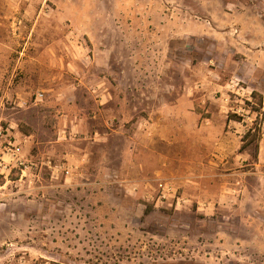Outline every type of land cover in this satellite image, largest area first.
<instances>
[{
    "label": "rangeland",
    "instance_id": "374dc122",
    "mask_svg": "<svg viewBox=\"0 0 264 264\" xmlns=\"http://www.w3.org/2000/svg\"><path fill=\"white\" fill-rule=\"evenodd\" d=\"M187 90L224 161L155 117ZM0 126L37 164L0 175V264H264V0H0Z\"/></svg>",
    "mask_w": 264,
    "mask_h": 264
},
{
    "label": "crops",
    "instance_id": "0c3cea01",
    "mask_svg": "<svg viewBox=\"0 0 264 264\" xmlns=\"http://www.w3.org/2000/svg\"><path fill=\"white\" fill-rule=\"evenodd\" d=\"M246 38V37H245ZM245 40V43H252V39ZM254 40V39H253ZM246 52L251 50V47L245 46ZM254 53V52H253ZM250 54V53H249ZM252 54V53H251ZM250 57V55H248ZM247 61H250L249 58H246ZM256 67V66H255ZM248 74V79L254 78V76ZM208 94H203L200 97L195 95L193 90H187L177 97V99L170 105H167L165 110H161L160 114H156L155 117H170L172 121L176 124L172 127L170 132V140L172 143H183L187 141L188 143H202L209 144L213 146L215 151H219V154L214 153V155L224 161L225 158L222 157V152H226L228 148H234L238 145V142H241L242 135L238 129L230 130L232 128L231 124L228 125V122L231 123V120H228L229 116H224L223 121L218 120L222 115L216 107L209 108L206 110V113H209V116L203 117L200 123L198 121L202 118L203 113L199 111V106L207 103ZM187 120L191 124H187ZM192 122H197L196 124ZM156 124V123H154ZM154 134L162 135V131L159 130L157 125L154 126ZM116 130V129H113ZM129 144L130 135H125ZM233 145V146H232ZM223 150V151H222ZM69 158V154L67 153ZM212 163L215 158L212 156ZM206 163L207 161H203ZM196 162H194L195 164ZM195 173V172H194ZM4 186H2L3 188Z\"/></svg>",
    "mask_w": 264,
    "mask_h": 264
},
{
    "label": "built area",
    "instance_id": "2783aa9c",
    "mask_svg": "<svg viewBox=\"0 0 264 264\" xmlns=\"http://www.w3.org/2000/svg\"><path fill=\"white\" fill-rule=\"evenodd\" d=\"M44 97L43 93H38L36 95V101L42 100ZM26 160H24V156L22 155V147L21 143L18 142L15 138L12 140L11 130L9 128H4L0 126V175L3 176L6 180H9V176L12 174L13 169L19 168L21 171L20 180H15L13 182H20L23 180L26 169L36 168V163L29 162L26 164ZM48 167L52 170V175L55 174L57 166H53L52 162H47ZM24 167V168H22ZM64 171V170H63ZM67 175L69 171L66 170ZM11 182V181H10ZM162 197H166L167 194H172L176 200V206L182 204V197L178 194L176 190L169 187L167 184H160Z\"/></svg>",
    "mask_w": 264,
    "mask_h": 264
},
{
    "label": "trees",
    "instance_id": "16d2710c",
    "mask_svg": "<svg viewBox=\"0 0 264 264\" xmlns=\"http://www.w3.org/2000/svg\"><path fill=\"white\" fill-rule=\"evenodd\" d=\"M257 136L258 138L261 136V130H260V128L258 127V128H255L254 129V131H253V128H251L247 133H246V135H245V138L247 137H250V136Z\"/></svg>",
    "mask_w": 264,
    "mask_h": 264
}]
</instances>
